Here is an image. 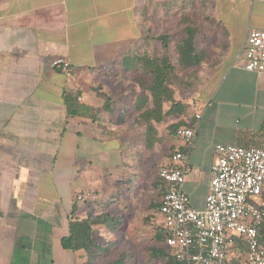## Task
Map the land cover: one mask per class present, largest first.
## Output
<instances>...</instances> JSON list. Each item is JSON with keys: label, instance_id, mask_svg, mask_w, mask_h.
<instances>
[{"label": "crops", "instance_id": "0c3cea01", "mask_svg": "<svg viewBox=\"0 0 264 264\" xmlns=\"http://www.w3.org/2000/svg\"><path fill=\"white\" fill-rule=\"evenodd\" d=\"M167 1L0 0V264L85 263L84 252L61 246L70 222L94 211L76 203L77 193L94 191L101 200L119 188L132 193L144 167L168 165L169 151L182 150L177 128L171 127L189 125L198 113L184 190L191 207L203 210L215 146H238L260 129L264 75L245 70L243 51L249 31L264 30V0H209L211 17L204 21L212 35L196 40L207 51L201 64L209 78L185 100L174 93L186 111L150 121L156 142L147 147L149 122L135 111L139 86L133 77L127 85L121 78L135 75L124 69L127 60L152 55L148 46L154 41L146 34L152 21L142 20L141 8ZM58 59L70 63V73L53 68ZM122 86L123 92H135L118 111L111 93ZM97 91L111 99L112 114L100 111L96 121L68 115L67 92H79L80 103L101 109ZM169 108L165 101L164 112ZM122 114V124L111 120ZM237 249H231L232 263L242 264Z\"/></svg>", "mask_w": 264, "mask_h": 264}, {"label": "built area", "instance_id": "2783aa9c", "mask_svg": "<svg viewBox=\"0 0 264 264\" xmlns=\"http://www.w3.org/2000/svg\"><path fill=\"white\" fill-rule=\"evenodd\" d=\"M246 71L264 75V30L251 29L244 46ZM54 69L70 73L68 61L58 59ZM201 114L189 127H180L177 138L182 151H176L168 165L158 169V178L166 185L160 208V233L165 246L179 264H233L231 249L240 239L246 247L237 249L242 264H264L260 229L264 226V149L218 144L211 168L209 192L203 210L191 207L184 190L190 171ZM93 191H80L78 204L95 202Z\"/></svg>", "mask_w": 264, "mask_h": 264}, {"label": "trees", "instance_id": "16d2710c", "mask_svg": "<svg viewBox=\"0 0 264 264\" xmlns=\"http://www.w3.org/2000/svg\"><path fill=\"white\" fill-rule=\"evenodd\" d=\"M183 24L184 26L178 34L160 35L157 38L161 44L162 53H156V50H154V54L152 55L143 52L133 57V59L127 60L128 62L125 63L126 67L124 69L130 70L135 74L133 82L139 86L140 92L137 95L135 111H143L140 118L144 122H149L147 123L148 132H152L146 138L147 147H152L156 142L154 141L156 132H154V127L150 121L153 120L156 123L162 122L166 117L185 113L187 108L186 105L174 99L172 73L175 70V66L171 59L172 43L175 44L174 50L177 53L178 65L183 68H195L207 56L206 50H199L196 46V40L201 33V28L197 22L187 17L183 20ZM97 94L98 97L104 100V106L101 109L92 108L80 103L79 92H67L64 95V102L68 115L71 117H87L96 121L100 111L112 114L110 107L111 99L99 91H97ZM165 101L170 103V108L166 112L163 110ZM150 104L152 107L147 108ZM111 120L119 125L124 122L125 116L122 114L119 118L112 117ZM190 125L191 123L178 127L172 126L171 129L177 128V132L180 127H189ZM238 146L264 149V121L260 129L253 134L249 141L245 143L241 142ZM158 180L163 185V189L161 190L162 195H164L166 188L159 178ZM261 199H264V192ZM107 207L108 203L103 206V210L100 213L94 214L89 212L83 219L72 220L69 225L68 236L63 237L61 240L63 249L72 252L82 251L86 254L87 260L83 264H128L129 257L127 253L125 251L117 253V246L114 242L100 243L93 238L96 227L104 226L109 231H113L120 228L123 224V218L110 213ZM154 207L160 208V204L154 205V203H151L149 209H153ZM155 238L158 245H162V247L151 248L150 259L158 264H179L165 246V236L162 233H157ZM235 242L237 248L242 247L246 250L245 245L240 239H236ZM260 244L264 248V226L260 229Z\"/></svg>", "mask_w": 264, "mask_h": 264}, {"label": "rangeland", "instance_id": "374dc122", "mask_svg": "<svg viewBox=\"0 0 264 264\" xmlns=\"http://www.w3.org/2000/svg\"><path fill=\"white\" fill-rule=\"evenodd\" d=\"M209 2V0H168L162 3V5L159 3H147V6L142 7L140 11L142 20L147 22V25L150 24V18L152 21L151 29H146V34L153 38L154 41L152 46H148L149 53L154 54V50L157 52H159L158 50L161 51V44L156 39L158 36L178 34L183 28L182 21H179V18L182 16H184V18H187L189 15L193 16L199 20L197 24L201 23L203 28L199 25L201 27V34L197 40L202 39V36L205 38L211 36V29H208L205 23V21H209L211 17L208 10ZM161 10L166 13L165 18H161ZM204 25L208 30H206L207 33H204ZM217 29L220 31V28ZM151 30L152 32L150 33ZM232 30H237V32H239L241 28H234ZM174 48L175 44L172 43L171 59L175 66V70L172 73V88L174 89V93H177L178 97L185 100L194 92L199 91L204 85L205 79L209 78L208 76L206 77V71L208 72V70H204L205 66L202 64L191 69L179 66L177 53ZM131 77L133 76L127 74L123 75L121 83H125L124 85L132 83ZM123 78H125V80ZM123 90L124 87L122 86V91L111 93L112 97L115 99L114 108L118 111L121 104H124L126 107L129 106L134 97L133 92L135 91L132 92L130 89L132 93L130 94L129 90L127 92H123ZM168 154L171 157L173 155L171 151H169ZM160 166L162 165H154L149 169L148 167H144L145 171H142L139 179H136L134 182L136 189H132V193H127L128 189L126 190V194L121 193L123 188H119L115 191V194L101 200L98 193L95 192L99 200L97 199L95 202L86 203L87 206L90 205L94 208V211L88 210V213H100L103 210V206L108 203L107 210L123 218V224L116 230L109 231L104 226L96 227L93 238L100 243L109 241L114 242L117 246V253L121 251L127 253L129 257L128 264H158L152 261L150 256L151 248L162 247V245H158L155 238L156 234L160 233L161 223L160 217L156 211L157 207L149 210V206L151 203H154V205L159 204L163 196L161 188L158 189L156 187V184L161 187L157 176V170ZM129 198L133 201L129 202Z\"/></svg>", "mask_w": 264, "mask_h": 264}]
</instances>
